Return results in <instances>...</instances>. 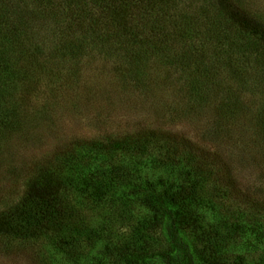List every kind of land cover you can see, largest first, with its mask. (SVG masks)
Listing matches in <instances>:
<instances>
[{"label": "rangeland", "instance_id": "1", "mask_svg": "<svg viewBox=\"0 0 264 264\" xmlns=\"http://www.w3.org/2000/svg\"><path fill=\"white\" fill-rule=\"evenodd\" d=\"M49 1L50 7L66 11ZM17 3L34 5L32 0ZM208 3L182 0L181 6ZM226 5L232 14L246 11L264 26V0ZM51 28L34 23L36 34L45 38ZM88 42L84 55L48 50L51 61L34 68L27 86L10 100L19 122L0 134V215L13 210L28 183L46 171L51 181L76 182L98 172H130L137 183L161 181L190 189L189 208L199 220L200 235L229 264H264V129L258 123L264 80L242 91V110L232 116L218 103L213 109H192L174 67L157 62L158 57L145 59L136 67L140 82L122 74L127 66L123 50L105 55L90 36ZM254 59L260 58L250 55L253 66ZM114 194L100 207L74 193V221L61 230L28 238L0 234V264H137L131 251L121 249L136 248L131 238L153 215L125 186ZM156 238L140 242L138 249L167 251L161 236Z\"/></svg>", "mask_w": 264, "mask_h": 264}, {"label": "trees", "instance_id": "2", "mask_svg": "<svg viewBox=\"0 0 264 264\" xmlns=\"http://www.w3.org/2000/svg\"><path fill=\"white\" fill-rule=\"evenodd\" d=\"M17 1L24 2L0 0V134L18 124L19 114L10 100L27 86L34 68L37 71L43 62L51 61L46 52L84 55L89 49L88 36L100 53L123 50L127 66L122 74L137 81L142 82L136 67L145 59L158 57L157 62L174 67L192 109H213L218 103L232 116L235 110H242V91L248 92L264 80L262 21L246 11L233 10L240 13L235 16L226 5L229 0L220 4L208 0V6L201 8H185L182 0H56L65 12L50 7L49 0H32V8H20ZM37 20L52 26L48 38L34 31ZM248 51L260 58L254 59V66L249 62L253 54ZM242 107L244 110V103ZM258 123L264 129V98ZM129 173L98 172L76 182L51 181L46 171L28 183L13 210L0 215V234L28 238L46 230H61L74 221V193L103 207L111 203L117 187L125 186L131 196L144 200L145 210L153 215L140 222L137 237L131 238L136 248L121 249L131 251V262L151 264L156 259L161 264H229L211 240L200 235L199 220L189 208L190 189L161 181L137 183ZM157 236L167 244V251L138 249L140 242H151ZM62 242L66 243L65 238ZM76 249L72 247L78 253Z\"/></svg>", "mask_w": 264, "mask_h": 264}]
</instances>
